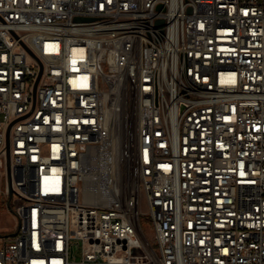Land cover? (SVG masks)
<instances>
[{"label":"built area","instance_id":"obj_1","mask_svg":"<svg viewBox=\"0 0 264 264\" xmlns=\"http://www.w3.org/2000/svg\"><path fill=\"white\" fill-rule=\"evenodd\" d=\"M7 136L0 264H264V0H0Z\"/></svg>","mask_w":264,"mask_h":264},{"label":"rangeland","instance_id":"obj_2","mask_svg":"<svg viewBox=\"0 0 264 264\" xmlns=\"http://www.w3.org/2000/svg\"><path fill=\"white\" fill-rule=\"evenodd\" d=\"M5 186V175L0 172V244L4 239H9L11 233L15 231L17 219L14 214V204L17 203L16 199H13V195L7 196L3 191ZM143 228L148 237L152 238L153 228L150 219L144 218L142 220ZM81 247H75V257L77 260L81 258ZM81 264H109L105 262L101 263H81Z\"/></svg>","mask_w":264,"mask_h":264},{"label":"water","instance_id":"obj_3","mask_svg":"<svg viewBox=\"0 0 264 264\" xmlns=\"http://www.w3.org/2000/svg\"><path fill=\"white\" fill-rule=\"evenodd\" d=\"M163 20H159L158 24H162ZM7 148H8V156H7V181H8V188H9V196L13 195V186H12V172L10 166V156H9V137L7 136ZM15 234V231L12 232L10 235Z\"/></svg>","mask_w":264,"mask_h":264},{"label":"bare ground","instance_id":"obj_4","mask_svg":"<svg viewBox=\"0 0 264 264\" xmlns=\"http://www.w3.org/2000/svg\"><path fill=\"white\" fill-rule=\"evenodd\" d=\"M87 192L90 193V194L92 193L90 190H88ZM97 197H98V199L104 198V189H103V187L97 191Z\"/></svg>","mask_w":264,"mask_h":264}]
</instances>
